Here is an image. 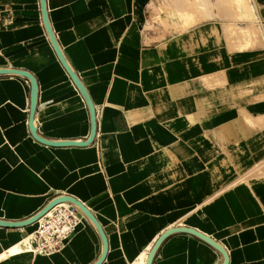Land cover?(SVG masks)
<instances>
[{
	"label": "crops",
	"instance_id": "obj_1",
	"mask_svg": "<svg viewBox=\"0 0 264 264\" xmlns=\"http://www.w3.org/2000/svg\"><path fill=\"white\" fill-rule=\"evenodd\" d=\"M46 8L95 108L97 135L86 147L38 142L31 82L0 75V220H28L70 196L103 229L102 264H146L157 239L177 227L219 243L228 264H264V0H46ZM0 69L35 78L42 138H90L88 103L53 47L41 0H0ZM35 224L0 226V264L102 256L84 214L58 253L20 251ZM223 263L184 233L167 238L153 261Z\"/></svg>",
	"mask_w": 264,
	"mask_h": 264
},
{
	"label": "water",
	"instance_id": "obj_2",
	"mask_svg": "<svg viewBox=\"0 0 264 264\" xmlns=\"http://www.w3.org/2000/svg\"><path fill=\"white\" fill-rule=\"evenodd\" d=\"M41 6H42V14H43L44 23H45L47 32L50 36L53 47H54L61 63L63 64L64 68L66 69L67 73L69 74V76L71 77V79L73 80V82L75 83L77 88L79 89L80 93L84 96L86 102L88 103L90 113H91V121H92V132H91L90 138L86 141H63V142L50 141V140L42 138L37 133V129L34 125L35 113H36V108H37V96H38V85H37L35 78L30 73H28L26 71L16 70V69H0V75H19V76H22V77L28 79L31 82L32 99H31L29 128H30L31 134L34 137V139H36L38 142H40L44 145L51 146V147H70V146L86 147V146L91 145L95 141V138L97 135L96 111H95V108H94L90 98H89V95H88L85 87L83 86V84L79 80L78 76L71 69V67L69 66L65 57L63 56V53L59 47V44L55 38V35H54V33L51 29L50 23H49V19H48V15H47V8H46V0H41ZM63 202H69V203H72V204H75L76 206H78L81 209V211L83 212V214L85 216H87L94 223V225L97 227V230H98V232L102 238L104 248H103L102 256L100 257L99 261L95 264H102L105 261V259L107 257V252H108V242H107V239H106L105 234L103 232V229L100 226L97 219L95 218V216L79 200H77L73 197L63 196V195L58 196L55 199H53L51 202H49L39 213H37L32 218L25 220V221H21V222H6V221L0 220V226L1 227H7V228H22V227L30 226V225L36 223L43 216H45L55 206H57L58 204H61ZM177 233H184V234L193 235V236L205 241L206 243H208L209 245H211L212 247H214L217 251H219L221 253V255L224 258L223 264H228L229 260H228L227 252L219 243H217L216 241H214L210 237L204 235L203 233H201L195 229L187 228V227L172 228V229L167 230L165 233H163L157 239L155 244L153 245V247L149 253L148 260H147L146 264H153V261L155 259L156 254H157V251L160 248V246L163 244V242L167 238L172 236L173 234H177Z\"/></svg>",
	"mask_w": 264,
	"mask_h": 264
},
{
	"label": "built area",
	"instance_id": "obj_3",
	"mask_svg": "<svg viewBox=\"0 0 264 264\" xmlns=\"http://www.w3.org/2000/svg\"><path fill=\"white\" fill-rule=\"evenodd\" d=\"M81 215L83 213L71 203L58 205L44 216L32 234L30 244L24 247L39 256L60 251L76 233Z\"/></svg>",
	"mask_w": 264,
	"mask_h": 264
},
{
	"label": "bare ground",
	"instance_id": "obj_4",
	"mask_svg": "<svg viewBox=\"0 0 264 264\" xmlns=\"http://www.w3.org/2000/svg\"><path fill=\"white\" fill-rule=\"evenodd\" d=\"M69 202H63V203H61V204H68ZM72 204V203H71ZM58 205H60V204H58ZM57 205V206H58ZM73 205H75V204H73ZM57 206H55L54 208H56ZM76 206V205H75ZM80 211H81V209L78 207V206H76ZM53 208V209H54ZM50 212V211H49ZM48 212V213H49ZM82 212V211H81ZM47 213V214H48ZM83 213V212H82ZM43 218H44V216L41 218V219H39L36 223H37V225L39 226L40 224H41V222H42V220H43ZM35 224V223H34ZM33 225V224H32ZM35 226H36V224H35ZM34 226V227H35ZM31 237H32V235L30 236V237H28L27 239H25L23 242H22V244H21V251L22 252H27V253H32V252H30V251H27L26 250V248L24 247V246H28V244H30V241H31ZM66 246V245H65ZM18 247H20V246H18ZM20 250V249H19ZM56 253H58V252H56ZM33 255H35V256H39V255H36V254H34V253H32ZM55 254V253H54ZM54 254H52V255H54ZM48 256H50V255H48ZM135 264H138V263H136V262H134Z\"/></svg>",
	"mask_w": 264,
	"mask_h": 264
},
{
	"label": "rangeland",
	"instance_id": "obj_5",
	"mask_svg": "<svg viewBox=\"0 0 264 264\" xmlns=\"http://www.w3.org/2000/svg\"><path fill=\"white\" fill-rule=\"evenodd\" d=\"M35 231H36V229L33 231V233H34ZM31 233H32V232H30V233H28V234L30 235ZM33 233H32V234H33ZM28 234H27L26 236H28ZM29 237H30V236H29ZM19 246H20L19 249H20V251H21V250H22V249H21V245L19 244ZM20 251H19V252H20ZM138 264H139V263H138Z\"/></svg>",
	"mask_w": 264,
	"mask_h": 264
}]
</instances>
